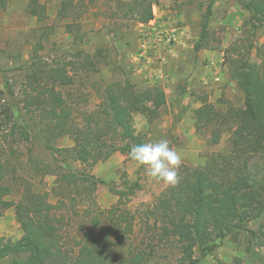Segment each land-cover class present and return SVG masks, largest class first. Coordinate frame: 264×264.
<instances>
[{
    "label": "trees",
    "instance_id": "16d2710c",
    "mask_svg": "<svg viewBox=\"0 0 264 264\" xmlns=\"http://www.w3.org/2000/svg\"><path fill=\"white\" fill-rule=\"evenodd\" d=\"M9 1L0 0V7ZM26 2L30 17L39 23L48 19V0ZM155 4L157 0H123L120 5L125 17L148 24L154 19ZM239 4L253 37L245 53L228 56L227 63L230 77L244 94L245 109L232 108L223 114L204 101L198 112L199 121L212 131L213 145L220 142L222 125L235 124L229 148L211 154L202 166L181 165L179 182L135 211L126 200L134 187L118 190L108 184L118 200L100 210L94 191L105 182L67 168L54 172L29 158L42 176L56 173L59 195L68 193L70 199L57 195L52 203L48 192L33 190L16 174V147L44 144L27 124L17 121L8 100L14 95L12 88L8 87V98L0 92V216L14 208L23 233L17 241L0 237V260L11 258L7 264H149L160 251L174 248L179 264H201L197 255L211 256L227 239L237 242L244 236L264 246V41L259 39L264 35V0H239ZM83 9L81 0H61L58 16L74 19ZM64 61L45 58L34 49L18 89L24 116L39 117L55 137L73 139L74 146L62 152L89 169L119 151L129 156L133 146L145 143L135 132L134 115L141 114L148 122L157 119L167 101L164 91L159 87L138 90L129 81L113 83L104 88L95 109L79 111L70 90L80 74L96 71L97 66L89 56L78 66ZM80 203L81 214L74 209ZM73 215L88 220V225L79 224L74 230Z\"/></svg>",
    "mask_w": 264,
    "mask_h": 264
},
{
    "label": "rangeland",
    "instance_id": "374dc122",
    "mask_svg": "<svg viewBox=\"0 0 264 264\" xmlns=\"http://www.w3.org/2000/svg\"><path fill=\"white\" fill-rule=\"evenodd\" d=\"M122 1L81 0L84 9L80 16L60 19L61 0H48L49 17L42 23L28 15L26 0H10L0 7V92L8 98V87L12 88L14 95L8 100L14 105L17 121L27 124L44 144L31 142L16 147V174L33 190L48 192L52 203L57 202L60 192L56 173L42 176L34 171L36 165L30 164L29 158L49 165L54 172L67 168L105 182L94 191L100 210L118 200L108 184L118 190H124L126 185L135 188L132 197L126 199L132 211L152 203L153 197L167 186L147 177L144 169L121 151L92 169L73 163L62 152L74 146L73 139L55 137L39 117L28 120L24 116L18 89L36 47L41 56L65 60L70 66L86 56L95 62L96 71L80 74L70 90L79 111L95 109L109 84L129 81L138 90L162 89L167 101L159 117L148 122L143 115L135 114L133 126L146 142L166 138L181 154V165L202 166L211 154L229 148L230 129L235 124L229 121L222 125L225 127L220 142L211 144V129L198 119L204 101L223 114L232 108L245 109L244 94L230 77L227 63L228 56L245 53L253 37L239 0H157L154 19L148 24L125 17ZM259 39L263 42L264 35ZM59 196L69 202L68 193ZM83 207L80 203L74 209L81 214ZM72 223L77 230L79 224L88 225V220L73 215ZM0 237L11 241L23 237L14 208L0 216ZM196 257L201 264H264V246L242 236L237 242L225 240L211 256ZM10 260H0V264ZM149 264H179L178 253L174 248L162 250Z\"/></svg>",
    "mask_w": 264,
    "mask_h": 264
},
{
    "label": "clouds",
    "instance_id": "9594fccd",
    "mask_svg": "<svg viewBox=\"0 0 264 264\" xmlns=\"http://www.w3.org/2000/svg\"><path fill=\"white\" fill-rule=\"evenodd\" d=\"M129 158L144 169L147 177L165 186H175L179 182L177 170L182 156L166 138L133 146Z\"/></svg>",
    "mask_w": 264,
    "mask_h": 264
}]
</instances>
